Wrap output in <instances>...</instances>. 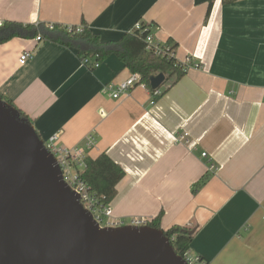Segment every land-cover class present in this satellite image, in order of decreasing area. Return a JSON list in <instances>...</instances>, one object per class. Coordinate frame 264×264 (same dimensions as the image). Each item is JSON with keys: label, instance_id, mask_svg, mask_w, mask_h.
<instances>
[{"label": "crops", "instance_id": "crops-1", "mask_svg": "<svg viewBox=\"0 0 264 264\" xmlns=\"http://www.w3.org/2000/svg\"><path fill=\"white\" fill-rule=\"evenodd\" d=\"M0 21L85 26L104 42L143 23L176 45L197 67L158 98L144 84L113 99L103 88L133 75L117 56L94 68L74 48L14 38L0 44V95L45 143L122 167L116 221L163 213L161 229L194 232L190 250L208 264H264V0H0ZM180 128L188 143H176Z\"/></svg>", "mask_w": 264, "mask_h": 264}, {"label": "water", "instance_id": "water-1", "mask_svg": "<svg viewBox=\"0 0 264 264\" xmlns=\"http://www.w3.org/2000/svg\"><path fill=\"white\" fill-rule=\"evenodd\" d=\"M165 81L153 76L152 89ZM0 264L187 263L163 229L101 228L34 125L0 100Z\"/></svg>", "mask_w": 264, "mask_h": 264}, {"label": "trees", "instance_id": "trees-1", "mask_svg": "<svg viewBox=\"0 0 264 264\" xmlns=\"http://www.w3.org/2000/svg\"><path fill=\"white\" fill-rule=\"evenodd\" d=\"M238 0H223L224 4H230ZM211 8L208 12L210 16ZM82 33H77L76 27L70 32L67 27L40 24L23 25L15 22H6L0 27V44H4L14 38H40L41 40L51 41L53 43L74 48L78 50L80 58L91 60L92 63L105 61L111 55L117 56L124 65L130 69L133 74L141 76L142 82L146 84L155 94L151 87L150 79L160 73L166 76V82L175 77L174 83L186 74L187 67L182 65L175 58L174 52L176 45H163L162 51L148 49L147 37L151 35L152 25L142 23L141 29L124 34L118 41L104 42L98 35H95L87 27L83 26ZM167 47L173 52H168ZM167 49V50H166ZM163 92L161 93V95ZM155 96V98L160 97ZM0 100L17 109L22 118L33 124V121L21 111L7 97L0 95ZM86 170L82 175L83 180L88 184L91 192L94 193L105 206H110L117 196V186L125 177L122 167L106 154H101L95 159H86ZM163 213H160L148 225L150 227L161 229V219ZM188 229L173 228L165 231L176 254L183 257L184 253L190 249L193 236Z\"/></svg>", "mask_w": 264, "mask_h": 264}, {"label": "built area", "instance_id": "built-area-1", "mask_svg": "<svg viewBox=\"0 0 264 264\" xmlns=\"http://www.w3.org/2000/svg\"><path fill=\"white\" fill-rule=\"evenodd\" d=\"M4 25L3 21H0V27ZM142 24L137 23L134 27L136 30L141 29ZM51 28L54 27L53 24L50 25ZM70 32L74 31L73 26H67ZM77 33H82L84 30L83 26H78L75 28ZM40 41V38H37ZM148 49L156 51V53H160L162 51V46L153 42L152 36L147 37ZM168 52L173 55V52L170 51V48L167 47ZM166 49V50H167ZM33 58L32 53H24L20 57V65L24 66ZM90 63L89 59L84 60V64L87 65ZM182 65L186 66H195L196 64L193 63H181ZM94 68L100 66V64L95 63L92 65ZM138 85H144L142 82L141 76L138 74H133L132 77L120 83H109L103 88V93H106L113 99H119L122 95L128 93L131 89ZM161 95L160 90H156L155 96ZM176 143H188V134L183 132V129L180 128L174 135ZM56 137L52 138L50 141L45 143L46 148L49 152H51L54 157L56 158L62 174L63 180L68 185V187L76 192L80 196V202L83 207L93 216L96 223L99 224L101 228H111V227H120L124 226L123 223L116 221L113 218L112 210L110 206H105L101 203L100 199L91 192L90 187L88 184L83 180L82 175L86 170V154L84 151L80 149H67L61 146L56 145ZM89 148H92L94 145V140L92 137L88 138L87 143ZM203 157H207V153H203ZM214 169V167H211ZM151 220L147 219H134L130 225L141 227L148 225ZM184 260L187 264H208L202 257L194 254L190 249L184 253L183 256Z\"/></svg>", "mask_w": 264, "mask_h": 264}, {"label": "rangeland", "instance_id": "rangeland-1", "mask_svg": "<svg viewBox=\"0 0 264 264\" xmlns=\"http://www.w3.org/2000/svg\"><path fill=\"white\" fill-rule=\"evenodd\" d=\"M141 24H142V23H141ZM133 29H134V28H133ZM133 29H132V30H133ZM151 36H152V35H151ZM160 89H161V88H160ZM160 89H158V90H160ZM155 91H156V90H155ZM126 224H129V223L127 222ZM129 225H130V224H129Z\"/></svg>", "mask_w": 264, "mask_h": 264}]
</instances>
